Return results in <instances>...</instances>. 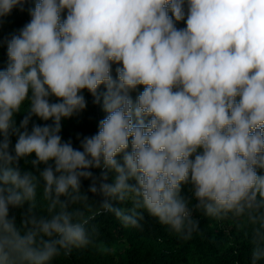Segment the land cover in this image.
<instances>
[{"label":"clouds","instance_id":"9594fccd","mask_svg":"<svg viewBox=\"0 0 264 264\" xmlns=\"http://www.w3.org/2000/svg\"><path fill=\"white\" fill-rule=\"evenodd\" d=\"M26 2L0 0V18ZM28 12L0 69V264L93 245L104 212L133 229L147 212L184 240L195 213L231 219L249 264H264V0H35ZM102 85L107 115L75 148L61 122ZM33 117L51 123L29 130Z\"/></svg>","mask_w":264,"mask_h":264},{"label":"trees","instance_id":"16d2710c","mask_svg":"<svg viewBox=\"0 0 264 264\" xmlns=\"http://www.w3.org/2000/svg\"><path fill=\"white\" fill-rule=\"evenodd\" d=\"M34 4L35 0H27L23 11L17 7L0 18V69L5 68L8 62L7 40L29 22L31 17L28 9L34 7ZM176 26L184 28L186 25L181 21ZM116 67L115 64L112 66L114 78ZM105 90L103 85L98 89L101 97L99 103H94L95 98L86 90L83 92L87 101L86 108L61 122L60 134L64 141L71 140L73 147L79 148L80 139L98 132L99 122L107 115L103 110L102 94ZM142 90L141 87L132 93L133 99ZM22 118L23 114L17 115V123ZM32 123L43 125L51 121L45 122L33 117L29 130ZM10 139L14 146L16 137ZM21 167H24L23 161ZM92 171L99 175L101 170ZM89 184V180H83V189L86 190ZM184 194L187 195V187ZM10 214L19 219L20 210L13 209ZM195 217L199 220L200 229L191 239L184 240L147 212L144 213L142 229L126 228L113 214L104 212L92 222L99 230L96 242L85 248L74 249L70 255L58 258L54 264H249L251 245L244 228L231 219L216 220L206 217L202 212L195 213Z\"/></svg>","mask_w":264,"mask_h":264}]
</instances>
